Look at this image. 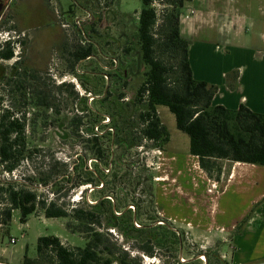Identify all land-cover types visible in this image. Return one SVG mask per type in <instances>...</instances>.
Segmentation results:
<instances>
[{
  "label": "rangeland",
  "instance_id": "1",
  "mask_svg": "<svg viewBox=\"0 0 264 264\" xmlns=\"http://www.w3.org/2000/svg\"><path fill=\"white\" fill-rule=\"evenodd\" d=\"M154 6L159 19L163 7L158 1ZM141 9V0H0V40L12 36L15 42L13 59L0 63L6 72V83L0 84L1 105L14 118L24 119L25 154L29 153L31 158L11 174L0 172V179L21 178L40 198L57 196V203L68 210L71 206L86 208L107 198L115 215L127 211L123 222H131L136 230L150 226L156 241L148 245L153 255L147 256L140 249L144 239L138 233L130 232L125 223L118 230L106 229V215L101 217L100 231L110 234V251L126 257L129 264H229L222 253L226 243L219 232H206L203 228L185 230L186 226H179L178 222L163 221L166 216L178 215V204H187L185 191L191 188L185 176L174 170L176 159L175 163L169 162L163 150L178 154L180 162L189 141L176 129L174 117L165 107H158L157 113L169 142L158 147L139 135L137 115L143 106L137 104L136 92L145 72L136 39ZM89 45L92 56L73 63L74 53ZM112 59L114 66L124 67L125 82L111 77L116 70L110 67ZM17 60L19 63L14 65ZM108 71L110 75L103 76ZM108 89L116 97L122 92L125 96L123 101L116 102L118 109L112 119L107 116V104L100 103ZM32 91L44 95L48 105L32 107L25 97L26 92ZM83 99L90 112L83 111ZM127 104L137 112L130 120L135 128L127 132L129 136L116 133L115 139L124 141L114 144L112 136L122 127L121 118L127 117ZM91 112L99 113L98 118ZM81 114L86 117L75 131L70 121ZM106 120L108 123L104 124ZM94 135L100 137L98 141L106 156L101 163L95 159ZM83 161L102 181L103 188L100 184H85L71 191L72 183L82 180ZM107 162L110 165L105 167ZM74 164L76 173L66 183L61 176L70 172ZM55 191L58 193L52 196ZM197 192L190 194L198 195ZM19 219V212L14 210L8 226L0 227V250L4 257H12L14 264H19L24 254L30 259L36 257L39 237L55 236L69 248H83L88 242V235L66 229L67 219H46L38 211L25 224ZM166 229L181 234L180 246L174 244V236Z\"/></svg>",
  "mask_w": 264,
  "mask_h": 264
},
{
  "label": "trees",
  "instance_id": "2",
  "mask_svg": "<svg viewBox=\"0 0 264 264\" xmlns=\"http://www.w3.org/2000/svg\"><path fill=\"white\" fill-rule=\"evenodd\" d=\"M155 1L161 5L159 19L155 8ZM191 0H141L142 9L137 17L136 39L140 54V61L145 67L143 80L136 92V102L143 108L138 112L137 124L139 135L142 139L148 140L158 147L166 145L169 136L166 128L161 124L157 114L158 107H165L173 115L175 127L178 131L188 137V153L196 157L198 165L208 176L216 175L219 172L215 165V160H229L232 162L245 163L257 166H264V113L251 112L244 106H239L236 110H229L222 106L212 105V98L216 88L203 81H197L192 76L190 63L188 60V42L181 38L179 29L180 11L186 2ZM13 28V27H12ZM11 28V30H13ZM9 30V31H11ZM12 36L0 40V63L8 62L15 55ZM92 46L79 50L72 58L73 63L84 60L92 55ZM114 59L111 60L110 67L115 71L111 77L115 81H124L127 78L124 67L114 66ZM19 60L15 61L17 65ZM126 63L129 59L126 58ZM25 72H28L25 70ZM34 74L35 72H31ZM105 72L103 76L110 75ZM104 78V77H102ZM6 72L0 64V84L6 83ZM125 85V84H124ZM0 93V172L11 174L18 169L21 164L30 161L29 153L25 154L24 139V119L14 118L6 106L1 105ZM26 100L32 107L48 105L44 95L36 92H26ZM123 92L117 97L109 89L105 92L104 98L100 101L107 104V116L114 118L117 108V101L124 100ZM83 111H89L83 99ZM127 117L121 118L119 129L116 133H127L135 128L130 125L132 116L137 113L127 104ZM111 109L113 110L111 113ZM123 110V108H122ZM97 119L99 113L91 112ZM122 114V112L120 113ZM84 114L74 116L70 123L75 131L83 125ZM97 135H94L96 160L106 161V156L101 149ZM101 136V135H100ZM126 138V137H125ZM90 140H87V143ZM124 139L117 138L114 144L123 142ZM108 159V157H107ZM52 161V160H51ZM105 163V162H104ZM110 162L105 164L109 166ZM67 168L66 164H63ZM70 172L61 176V179L70 183L71 175H74L77 166L74 164ZM100 173L102 170H100ZM80 182L72 183V189L80 185L100 184L102 181L87 168L82 162ZM55 181V180H54ZM61 181L57 182L60 183ZM47 181L43 182V185ZM54 184H52V187ZM60 188V186H58ZM100 188V189H102ZM58 191L51 193L56 195ZM68 193V192H66ZM64 194L67 195V194ZM57 196L40 198L35 190L28 188L24 182L19 180L0 179V227H7L10 223L12 212L17 210L20 214V223L25 224L28 218L40 212L44 218L67 219L66 229L71 233L88 235V242L83 248H69L64 246L60 239L55 236L39 237L36 244V257L28 258L25 254L20 264H129L126 257L110 251L107 231H100L103 227L101 217L106 215L105 227L118 230L125 223L130 232H136L144 239V246L140 248L147 256H152L151 245L156 241L153 235L154 229L150 226H143L141 230H136L130 222H123L127 211L115 215L109 199H101L94 205L80 208H65L61 203H57ZM84 203V202H83ZM89 208L90 210H87ZM129 213V212H128ZM168 221V220H163ZM245 222L242 221V224ZM241 224V225H242ZM92 227H96L93 229ZM172 234L176 241L181 242V234L175 230L166 229ZM125 239L127 236L125 235ZM172 241V240H170ZM172 243V242H171ZM220 264H227L219 261Z\"/></svg>",
  "mask_w": 264,
  "mask_h": 264
},
{
  "label": "crops",
  "instance_id": "3",
  "mask_svg": "<svg viewBox=\"0 0 264 264\" xmlns=\"http://www.w3.org/2000/svg\"><path fill=\"white\" fill-rule=\"evenodd\" d=\"M179 29L193 78L216 88L212 105L264 113V0H191L180 11ZM163 153L191 187L187 204L166 219L185 230L219 232L229 264H264V166L215 160L219 172L208 176L188 149L180 162L178 154ZM0 264L14 261L0 250Z\"/></svg>",
  "mask_w": 264,
  "mask_h": 264
},
{
  "label": "built area",
  "instance_id": "4",
  "mask_svg": "<svg viewBox=\"0 0 264 264\" xmlns=\"http://www.w3.org/2000/svg\"><path fill=\"white\" fill-rule=\"evenodd\" d=\"M103 123H104V124H107L108 122H107V120H106V121H104ZM95 131H97V127L95 128ZM11 243H14V241L11 240Z\"/></svg>",
  "mask_w": 264,
  "mask_h": 264
},
{
  "label": "flooded vegetation",
  "instance_id": "5",
  "mask_svg": "<svg viewBox=\"0 0 264 264\" xmlns=\"http://www.w3.org/2000/svg\"><path fill=\"white\" fill-rule=\"evenodd\" d=\"M92 55H90L89 57H91ZM89 57H87V58H89ZM111 131V130H110Z\"/></svg>",
  "mask_w": 264,
  "mask_h": 264
}]
</instances>
